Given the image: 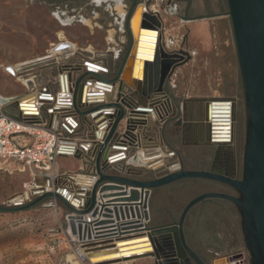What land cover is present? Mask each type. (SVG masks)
Instances as JSON below:
<instances>
[{
	"label": "water",
	"instance_id": "obj_1",
	"mask_svg": "<svg viewBox=\"0 0 264 264\" xmlns=\"http://www.w3.org/2000/svg\"><path fill=\"white\" fill-rule=\"evenodd\" d=\"M227 3L248 115L241 179L212 171L185 170L182 164L178 167L167 163L168 158L163 157L159 148L146 149L143 145V140L155 130V121L166 127L171 115L182 110L181 103L170 97L169 86L177 70L190 62L191 55L185 50L158 45L155 61L145 65L143 80L131 82L127 67L131 65L134 49L133 21L142 6L135 4L133 16L128 20L131 45L119 69L112 62L105 65L71 59L58 62L56 55L64 53L67 49L64 45L54 46L31 69L32 73L49 70L44 89L31 97L40 114L19 116L46 122L62 134L66 140L58 149L59 157L71 156L80 166L72 176L62 177L54 192L35 191L30 197L26 195L27 199H33L27 204L22 196H17L8 205L0 206V213H22L48 199L59 200L67 208V228L79 241L73 248L81 260L91 264L112 263H92L91 256L115 249V241H123L119 240L122 237L141 234L148 238L153 251L137 258L153 257L155 264H159L160 244L171 241L178 245L179 257L186 264H193L187 254L198 264H205L188 246L184 222L196 204L220 198L232 202L241 212L252 264H264V0H227ZM163 25L160 13L144 12L142 30L157 31ZM229 106V101L211 100L193 108L191 122L204 123L208 142L221 143L212 140V131L228 125L227 117L219 115H226ZM183 110L186 112L185 106ZM149 161L153 164L147 166ZM150 174L155 177L148 178ZM184 180L222 183L241 197L203 194L187 204L177 224L153 226L149 209L153 190ZM107 183L119 187L104 186ZM130 188L137 190L129 193L128 200L103 202L112 196L98 198V193L125 192ZM88 215L93 222H87Z\"/></svg>",
	"mask_w": 264,
	"mask_h": 264
},
{
	"label": "rangeland",
	"instance_id": "obj_2",
	"mask_svg": "<svg viewBox=\"0 0 264 264\" xmlns=\"http://www.w3.org/2000/svg\"><path fill=\"white\" fill-rule=\"evenodd\" d=\"M54 1L58 3L0 0V92L21 91L20 85L11 81V76L27 77L29 72L32 73L31 69L48 56L50 44L56 41L57 33L63 30L61 22L66 16L59 13L76 9L75 4L67 7L59 3L61 0H49ZM222 1L228 12L226 0ZM107 6L106 3L98 7L87 4L83 6V13L86 12L83 15L90 16L92 11H97L99 20L106 22L104 29L111 21L116 27H121L122 22L110 17ZM161 7L164 10L166 5L162 4ZM57 9L61 11L59 15L55 14ZM219 29L220 35L213 44L199 43L201 51L197 52L195 60L187 69H182L185 75L179 79L177 89L169 86V90L171 93L178 90V102L190 98V101L226 100L236 104V151L243 168L248 125L247 103L230 16ZM67 30L71 37L74 34L82 35V31L88 34V39L92 37L87 29L79 26ZM101 33L99 31L94 36L100 42ZM180 135L176 134V138L183 143ZM186 142L188 144H183L181 149L186 166H190L193 160V163L197 161L198 167H206L202 165V157L206 156L210 161L209 154L215 146L201 149L190 145V140ZM65 165L72 168L79 163L68 160ZM154 177L148 175V178ZM29 180L27 174L20 173L14 167L0 169V206H6L11 199L24 195V186ZM177 183L166 189L159 198L157 216L160 226L179 222L187 204L201 193L202 188H192L190 180ZM28 202L24 199V203ZM65 214L64 204L54 199H48L30 211L0 213V264H91L88 260H81L74 248L64 247L60 232L64 228ZM188 216L190 246L201 253L207 264H226L228 258L238 255L246 259V264H250L242 215L235 204L225 200L199 204ZM152 225L155 226L154 222ZM133 260L127 263L120 260L116 264H154L153 257Z\"/></svg>",
	"mask_w": 264,
	"mask_h": 264
},
{
	"label": "crops",
	"instance_id": "obj_3",
	"mask_svg": "<svg viewBox=\"0 0 264 264\" xmlns=\"http://www.w3.org/2000/svg\"><path fill=\"white\" fill-rule=\"evenodd\" d=\"M44 2H47L49 4L58 3V1L49 2V0H44ZM59 3L65 4V6L67 7L68 5L75 4L76 9L68 11V13H59L61 11L58 9L55 12L56 15L60 14L61 16H66V18L63 22H61L63 30L57 33L56 41L50 44V50L54 46L59 45H64L67 48L64 50V53H58L56 55V60L58 62H61L63 60L67 61L71 59L77 62L85 63L86 61H88L99 65H105V63L107 62H112L114 63L116 69H119L123 64L127 56L129 47L131 45V22L129 25L128 20L133 16L131 12L133 6L135 4L145 5L146 12L160 13L164 24L163 28L158 29L157 31L147 30L149 32H142L140 30V40L138 44L139 47L142 45H147L145 42L142 41L148 38L144 36V34H151L155 35L156 37L157 35H159L158 45L165 44L170 50H185L189 52V54L191 55V60L189 63L185 64L183 68L181 67L180 69H178L175 73L170 83L172 89H177L179 79L185 75V70L182 69H184V67L185 69H187L190 63L195 60L197 52L201 51L199 43L204 42L208 45H210V43L213 44L217 36L220 35L219 32L221 30L219 29V27L223 26L226 23V20L229 16V11L226 12L222 0H167V2L165 3L166 7L164 8V10L162 9L161 5L157 2V0H61L59 1ZM103 3H106L108 5L107 12L110 17L114 18V20L116 21L120 20L122 22L120 24L122 25L121 27H116L111 21L110 24H108L107 27L104 29V26H106V22L103 23L99 20V14L97 11H92L90 16L83 15L86 13H83V6L85 7L87 4H91L95 5V7H98ZM126 3H128L129 5ZM73 26H79L81 28L87 29L89 35H91L94 39H92V37L91 39H88V34L83 33V31L81 32L82 35L74 34V36L71 37L67 29ZM99 31L102 32V42H100V40L94 37L96 34H98ZM216 55L218 56L219 54L217 53ZM139 57L140 55L137 56V58ZM144 62L146 61H143V64ZM211 62L212 60L210 59V63ZM48 72L49 70L36 73L29 72L27 77L18 76L15 78V76H11V81L20 85L21 91L14 93L0 92V98L2 102H8V105H6V107L4 108L6 114L18 121L21 120L19 117V114L21 112L37 114L38 112L36 110L35 105L33 103H29V101L31 100H29L28 102H22V98H31L36 92L44 89L43 86L47 83L45 78L47 77ZM133 80L137 81L138 79L135 78ZM173 91L174 92L171 93L170 97L173 101H177V94H179V92L178 90ZM203 102L205 101H190V98H186L182 101H179V103H181L182 110L177 112L175 111V113L171 115L169 119L170 121L167 123L166 127H164L161 122L155 121V130H153L152 133H149L148 139L143 140V145L147 147L146 149L159 148L163 153V157L168 158L167 160H165L167 161V163H173L178 167L180 166V164H182V167L184 169L190 171L202 170L203 167H198V164L195 163L197 161H194L193 163L192 160V164L190 166H186L181 154V149L183 148V144H188V142H186V138L184 137V131L186 127L190 125V104H194V107H196L201 105V103ZM183 106L186 107V112L185 110H183ZM176 134H181V141H183V143L178 142ZM140 152L144 153V151ZM193 159L196 160L195 158ZM68 160L76 162V160L71 156L67 158L59 157V170L61 176H72L77 170H79L80 163L78 161L77 162L79 163V165L77 167L74 166L72 168H68L65 165V162H67ZM205 162H208L207 158L202 157V165L205 164ZM151 164H153L152 161L147 162V166H150ZM175 184L153 190L152 192L149 203V209L152 216V222H154L155 226H160V220L157 216L159 198L166 191V189H170ZM104 186L119 187L118 185H114L111 183H107ZM125 190V192L109 191L104 194L98 193V198H102L104 196H112L107 199H104L103 202L128 200L126 198H128L129 193L132 190L137 189L130 188ZM119 194L128 195L125 197H117ZM65 210L67 214L66 206ZM89 216L90 215H88V217ZM66 229L67 223L65 219L64 228L60 232L64 239L63 245L66 248H73V246L66 241ZM134 239L148 240V238H146L142 234L122 237V239L119 240L128 241ZM119 243L120 242L115 241L114 246H118ZM108 262H112L110 264L118 263L117 260ZM124 262H134V260L123 261V263Z\"/></svg>",
	"mask_w": 264,
	"mask_h": 264
},
{
	"label": "built area",
	"instance_id": "obj_4",
	"mask_svg": "<svg viewBox=\"0 0 264 264\" xmlns=\"http://www.w3.org/2000/svg\"><path fill=\"white\" fill-rule=\"evenodd\" d=\"M157 2L162 5L167 0H157ZM29 103H33L36 107L34 101H29ZM229 103L230 106L226 110V115H229L227 117L228 125L223 126L221 129H213L212 140L214 142H217L214 138L215 135L228 136L229 139H226V142L220 141L221 143H231L232 141L230 128L233 116H230L228 112H233V104L232 102ZM6 105H8V102H2L0 98V169L14 167L20 173L29 175L30 180L24 186L26 192L21 195L23 200L31 201L27 199L26 195L30 197L35 191L54 192L57 182L64 177L61 176L59 170L58 149L61 143L66 140L65 137L57 133L46 122L25 120L20 116L21 120L19 121L11 118L4 111ZM36 110L37 114L21 113L40 114L37 107ZM87 222L91 223L93 221L88 217ZM65 235L66 241L72 246L79 244L78 239L70 234L68 228ZM226 264H246V259L238 255L228 258Z\"/></svg>",
	"mask_w": 264,
	"mask_h": 264
},
{
	"label": "flooded vegetation",
	"instance_id": "obj_5",
	"mask_svg": "<svg viewBox=\"0 0 264 264\" xmlns=\"http://www.w3.org/2000/svg\"><path fill=\"white\" fill-rule=\"evenodd\" d=\"M232 116H233V121L232 125L230 128L231 134H232V141L231 143H213V142H208L205 136V125L204 123L201 122H191V115L192 111L194 108V104H190V125H188L184 131V137L186 140H190V145H193L197 148H206L208 149L211 146H215V149L210 156V161L205 162V166L203 167L202 170L204 171H212L214 173L218 174H228L231 177L241 179L242 177L240 176L243 173V168L241 165V160L240 157L237 154V148H236V104L232 103ZM207 158L206 156H204ZM203 157V158H204ZM192 188H202L201 193L198 196H201L203 194L207 193H222V194H228L232 195L234 197H241L240 193L234 190L233 188L224 185L222 183L218 182H213V181H207V180H190ZM190 186V188H191ZM209 186H213L212 188H209ZM208 187V188H206ZM194 197V198H196ZM193 198V199H194ZM192 199V200H193ZM216 200H225V199H220V198H212V199H206L195 206L199 204H207V203H213ZM228 201V200H225ZM230 202V201H228ZM232 203V202H231ZM194 206V207H195ZM193 207V208H194ZM192 208V209H193ZM192 209L190 210L189 213H191ZM189 215V214H188ZM185 219L184 222V234L186 238V242L190 249H192L201 259L202 261L207 264L205 258L199 253L197 250H195L193 247L190 246V241L187 233V221H188V216ZM178 223V222H177ZM175 221L171 222L166 225H173L177 224ZM165 225V226H166ZM160 249L158 250V254L160 256V259L158 260L159 264H186L185 260L181 259L179 257V249L178 245L176 243H172L171 241H166L164 243L160 244ZM249 252V249H248ZM250 254V252H249ZM188 258H190L191 262L193 264H198L195 260H193L189 254H187ZM252 256L250 255V264H252ZM154 264H155V259H154Z\"/></svg>",
	"mask_w": 264,
	"mask_h": 264
},
{
	"label": "bare ground",
	"instance_id": "obj_6",
	"mask_svg": "<svg viewBox=\"0 0 264 264\" xmlns=\"http://www.w3.org/2000/svg\"><path fill=\"white\" fill-rule=\"evenodd\" d=\"M144 12H145V5H142L140 8H138L137 14L135 15L133 21L134 49L130 55V57H132L131 65L127 67L128 73L130 74L129 76L131 82L135 78L138 79L137 81L143 80L145 65L147 62L155 61V55L158 48L159 35H157L156 37L155 35H151V34H144V36L148 38L142 41L145 42L147 45L145 46L142 45L139 47L138 43L140 40L139 39L140 32L141 31L149 32L147 30H142L141 24H142ZM138 55H140L139 58H137ZM143 61L146 62H144L143 64ZM30 100H31L30 102H33L32 101L33 98H30ZM228 114H230V116L232 115L231 112H228ZM219 116L226 118L229 115H219ZM214 138L216 141H221V142L222 141L226 142V139H229L228 136L225 135H215ZM120 243L118 246L115 247V249L103 250L98 252L96 255L91 256L92 263H100V262L114 261V260H123V261L133 260L138 256L150 254L153 251V247L147 239H142V240L134 239V240L123 241Z\"/></svg>",
	"mask_w": 264,
	"mask_h": 264
}]
</instances>
